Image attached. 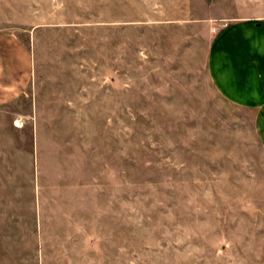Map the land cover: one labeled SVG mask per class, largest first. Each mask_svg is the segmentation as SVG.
<instances>
[{
  "label": "rangeland",
  "instance_id": "1",
  "mask_svg": "<svg viewBox=\"0 0 264 264\" xmlns=\"http://www.w3.org/2000/svg\"><path fill=\"white\" fill-rule=\"evenodd\" d=\"M264 0H0L31 50L0 107V264H264L256 114L207 69Z\"/></svg>",
  "mask_w": 264,
  "mask_h": 264
},
{
  "label": "crops",
  "instance_id": "2",
  "mask_svg": "<svg viewBox=\"0 0 264 264\" xmlns=\"http://www.w3.org/2000/svg\"><path fill=\"white\" fill-rule=\"evenodd\" d=\"M31 50L16 35L0 31V107L22 99L34 81ZM207 69L217 92L256 114V133L264 145V19H241L214 39Z\"/></svg>",
  "mask_w": 264,
  "mask_h": 264
}]
</instances>
